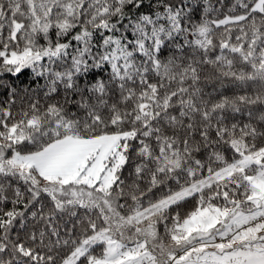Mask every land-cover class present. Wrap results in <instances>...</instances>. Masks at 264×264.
I'll use <instances>...</instances> for the list:
<instances>
[{
    "label": "snow or ice",
    "instance_id": "obj_1",
    "mask_svg": "<svg viewBox=\"0 0 264 264\" xmlns=\"http://www.w3.org/2000/svg\"><path fill=\"white\" fill-rule=\"evenodd\" d=\"M0 264H264V0H0Z\"/></svg>",
    "mask_w": 264,
    "mask_h": 264
}]
</instances>
